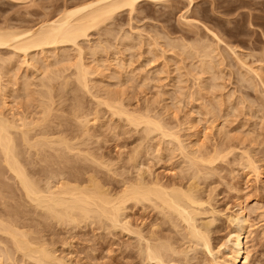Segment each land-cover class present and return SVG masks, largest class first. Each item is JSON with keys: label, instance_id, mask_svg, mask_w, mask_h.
Here are the masks:
<instances>
[{"label": "rangeland", "instance_id": "374dc122", "mask_svg": "<svg viewBox=\"0 0 264 264\" xmlns=\"http://www.w3.org/2000/svg\"><path fill=\"white\" fill-rule=\"evenodd\" d=\"M85 1L89 0H0V26L10 25L11 28H29L44 20L54 18L64 7H71ZM130 10L128 7L119 10L113 16L114 18L112 17V21L108 20L100 23L102 25L95 26L96 28L89 31L87 39H81L80 45L86 50L84 61L92 67L91 78L97 80L95 81L97 85L104 86L105 90L106 88L109 91L113 90L111 94L115 95L116 93L115 97L119 96L124 106L128 105L126 108L132 111L135 110V113L149 110L150 115L153 114L152 116L156 119L159 116V120L162 118L161 122L163 121L162 123L167 125L166 130L169 131L170 129L171 132L173 130L177 137L173 135L170 139L169 136H164V139L159 131L150 133V135L147 134L149 137H146V132L143 133L141 130L143 125L139 126L141 131L137 130L136 132L134 126L128 125L131 126L128 128L123 118L122 121L120 120L121 117L111 116L109 111L105 109L106 107L101 105L99 106V110L101 109L99 111L100 120L98 119L97 123L91 125L92 132L94 131L93 136L87 140L86 144L88 146L89 143L90 146L88 148L83 145L84 148L93 152L96 158L99 157L100 161H97L100 164L97 165L89 160L83 162L81 158L78 159L74 156L76 157H72L74 160L69 158L70 160L64 164L68 166L76 165L80 169L75 168V171H73L67 166L68 168L65 169L67 173H63L65 175L63 176L66 177L68 174L69 177H74L76 174V176L79 175L78 177L81 176L80 178H86L88 173L94 171L93 174L97 175L96 177L100 178L99 180L102 183L108 187L110 186V189L113 188V191H117L120 187L122 188L120 180L126 177L130 179L136 177L137 171L129 163V156L133 154L131 151L140 147V169L144 171L145 175L147 174V180L150 179L149 181H151L158 178L159 182L161 181L162 184L167 186L180 185L185 187L190 180L192 169L186 166L187 159L184 157L182 150L179 151L180 146L177 145L178 140L176 139L178 138L179 142L182 141L180 145H184L187 148H184V151L190 155L194 154L195 150L197 152L201 151L206 156L208 154L214 155L216 151L220 150L211 165L199 163V166H201L200 173L202 174H199L196 179L198 184L197 194L202 202V205L198 207V210L201 209V213L196 217L197 224L210 236L212 252L184 237L186 233L184 232L183 223L182 225L179 222L180 227H175L173 222L168 219L169 217L146 201L143 202L144 206L141 202L135 204L136 202L129 201L126 215L128 214L127 220L128 225H131L130 228L139 229L147 239L140 237L133 231L124 229L123 231L120 229L121 227L116 229L112 226L110 228L111 225L109 224L111 223L109 221H107L109 226L106 223L104 224L108 226V229L101 225L100 221L97 223L95 221L92 224V222L84 220L79 223V226L78 224L57 223L56 219L52 218L51 220V217L44 218V215L48 217L44 210L41 212L42 209L38 208V210L33 203L28 204L29 201L27 202V199L20 195L22 191L21 189L18 191L19 187L14 184V177L13 175L10 176L11 172L7 171V168H4L6 173H3L1 177L3 181H8L7 183L10 184L6 182L3 184L5 189L2 191L3 193L1 192V194H4L1 201L4 204L0 201V212L5 214H2V216L7 215L6 218L4 217L5 220L12 218L15 223L24 224L25 226L20 225L22 228L26 227L25 229L33 230L32 233H35L32 236H37L42 241L46 240L48 242L46 243L55 250L58 257L71 264H163L155 259H147L145 255L147 241L154 243V240L157 241L156 236L162 239L169 237V239L175 241L173 244L176 248L178 246L177 249L181 250L182 248V252H166L168 256H173L179 264H227L226 259L230 252L232 233L235 228V223L230 220V216L237 215L240 209L239 206L242 205L248 230L247 236L244 238L248 255L245 264H264V0H142L134 6L132 11ZM208 30L213 31L217 37L213 36ZM105 31H108V33ZM198 43L200 47L209 44V48L211 46L214 48V50L212 48L215 51V53L212 51L215 62H213V70L211 68L209 71H204L200 57L196 56V50L194 52L193 48H189L190 44L198 45ZM67 46H70L68 47L71 52L69 53L71 54L70 59L69 57L63 58L62 56L66 55L65 52L60 51L59 53L58 51L59 57L61 56L63 59L59 58L58 65L55 64L53 69L63 70L62 67L67 68L66 65H69L70 68H64L66 70H64V73L69 74L73 71L71 62L75 61L77 52L74 49L75 47L72 46V48L70 44H67ZM94 46L101 48L96 50L95 47V50H93ZM0 48V57L7 58L12 55L10 53L13 51L11 47L4 46ZM51 52L47 51L45 53L49 55L45 63L42 62L43 65L56 58V55L54 56ZM35 55L40 61L45 59L42 57V53H39L40 56ZM15 56L12 55L10 58L13 59ZM15 58L13 59V65H8L9 67L5 65L7 67L1 68L0 91L1 94L4 93V100L8 103L6 107L4 104L2 105L4 111H10L11 113L13 111L12 114H19L18 117H20L25 112L39 111L37 105L41 96L37 92L42 89L39 82L41 76L36 68L31 65L26 66L24 62L21 63V56ZM1 60L0 64L3 62ZM40 63H37V65ZM20 64H22L21 67ZM247 67L256 70H250ZM6 68H9V70ZM97 68L99 69L97 70ZM45 69L47 70V68ZM51 69L52 67L45 71V75L46 72H48V75L51 74L49 73ZM114 72L115 76H112ZM132 72L133 74H131ZM109 76L111 77L109 78ZM25 79H29L28 81L32 85L29 86L30 95L33 94L31 96L22 89V81ZM60 79H57V81L59 82ZM143 79H147V81ZM53 82L58 84L56 80ZM2 85H5L6 89ZM101 86L100 88H102ZM77 87L78 85L74 79H71L68 88H65V90H54L55 97L62 95L61 99L58 96L55 99L54 105L59 108L55 113L62 114V116L64 114V117L59 115V119L63 121H65L63 118L67 119L66 124L61 125L67 133H71L74 127V121L70 120V113L71 108L76 103V97L81 100L83 107L87 109L95 106L94 99L88 93H85L83 89L78 90ZM34 90H37L36 93ZM93 90H96V88L93 87ZM27 99L32 100L28 101ZM29 107L31 108L29 109ZM60 108L62 109L60 110ZM28 109L30 111H27ZM57 118L56 120H59ZM174 137L175 139H173ZM172 147H178V149L173 150ZM170 148L173 152L169 150ZM26 154L24 158L34 161L31 164L32 167L30 165L31 168L37 167L40 170L45 167L42 163L46 166L51 164L52 167L55 165V163L41 162L40 159H36L37 157H28L29 154ZM101 158H104L107 163L102 161ZM243 158L253 160L252 164H255V169L246 166ZM241 159L242 161H240ZM34 164L36 165L34 166ZM64 164L62 163L60 166L57 164V166H62L61 169H64L66 168ZM57 166H54V168ZM107 167L111 170L108 168V171ZM42 172L36 173L35 177L37 179L39 176L44 177V172ZM41 177H39L40 180ZM3 181L2 183H4ZM41 183L43 184L44 180H41ZM3 187H1L2 190ZM4 205L5 207L7 205L8 208H5ZM14 211H17L14 213L16 217L13 216ZM170 217H173V220L176 218L174 214ZM103 220L102 224L106 222V219ZM175 220V222L178 221V219ZM150 231H154L155 235L150 236L148 234ZM6 236L0 233V244L2 243L0 249H3L0 250V252L2 251L0 253V264H23V262L30 264L31 260L24 258L21 252L14 250L11 239ZM7 250L12 251L13 257L10 254L11 260L6 255H1Z\"/></svg>", "mask_w": 264, "mask_h": 264}, {"label": "bare ground", "instance_id": "6f19581e", "mask_svg": "<svg viewBox=\"0 0 264 264\" xmlns=\"http://www.w3.org/2000/svg\"><path fill=\"white\" fill-rule=\"evenodd\" d=\"M139 1H142V0H89V1H85L81 4L79 3V4L71 6V7H67V8L64 7V9H62L61 12L58 13L57 16H54V18L44 20V21L40 22L38 25L31 26L29 28L28 27L25 29H20L21 27H17V28L12 27L11 28V27H9L10 25H8V26L6 25V27L0 26V47H4V46H7L9 48L11 47L13 51H11L10 53H12L13 56L16 55L15 57L21 56V58H22V59L20 58L22 60V62L20 61L21 63L24 62V64H26V66L31 65L32 67L36 68V71H38L39 75L41 76V78H39L40 79L39 82L41 85L40 88H42L39 92H37L38 94H40L39 96H41L40 99L38 98L39 100L37 99L39 101V102L37 101L38 102L37 106L39 107V111L35 112L33 110L34 112L31 111V112H27V113L24 111L25 114L21 115L20 117H18L19 114L18 115L12 114V113H14L13 111H12V113L10 111H8V112L4 111V109L2 108V105L4 104V106L6 107V106H8V103L6 102V100H4V95H3L4 93L1 94V91H0V201L4 197V194H1V192L4 191L5 188L3 187L4 186L3 184H5V182H6V181H3L1 177H2L3 173H6V169L4 170V168H7V171L12 173V174L10 173V176L13 175V177H14L13 180H15L17 183L16 184L14 181V184L16 186L18 185V187H19V188L17 187L18 191L20 189L22 191V192H20V195H23L25 197V199H27V202L29 201L28 204L33 203L37 207V209L38 208L40 210L42 209L41 212L44 210L46 212V214L48 215V217L47 216L45 217V215H44L43 216L44 218H50L51 217V220H52V218H54V219H56L57 223L61 222V223H64L66 225H68V224H73V225L78 224L79 225V223L84 221V220H86V222L87 221H89L90 223L92 222V224H93V222L95 223V221H96V223L98 221H100L101 225H104L105 223H106V225H108L107 223L110 222L111 223V224H109V225H111L110 228L112 226L115 227L116 229H117V227H121L120 228L121 230L124 229V230L131 231V232L133 231L135 234L137 233L140 237L147 239L145 236H143V234L141 233V231L139 229L130 228L131 225H128V220H127L128 214L126 215V209H127V207H129L127 205V203L129 201H134V202H136L135 204H137V202H141V204L143 206H144L143 202L146 201V202H150V204L153 205L155 207V209L157 208L159 211H162L165 216L169 217L168 219H170L171 222H173V225L175 227H180L179 222H181V224L183 223L184 225L183 224L182 225H183V228L185 230L184 232L186 233L184 235V237H187L188 240H190L194 243H197L198 246H201V247L203 246L204 248H206V250H208L209 252H212L211 243H210V239H209L210 236L207 234V232L205 230L199 228V226L197 224L196 217L198 214L201 213L200 212L201 209L198 210V207L202 205V202L200 201V198L197 194L198 184H197L196 179L199 176V174H202V173H200L201 166H199V163H205V164L211 165L215 161V159L217 157L216 154H218V152L220 150L219 151L215 150L216 154H214V155L208 154V156L202 154L201 151L197 152V150H195V153L190 155L188 152L184 151V148H185L184 145H182V144L180 145V142L182 143V141L179 142V139L178 138L176 139V140H178V143L176 142L177 145L180 146L179 151L181 152V150H182L184 157L187 159V162H186L187 165L186 166H189V168L192 169V172L190 174V180L188 182V179H187L188 183L186 184L185 187H182L180 185H169V186H167L165 184H162L163 182H161V181L159 182L158 178H157L158 180L155 178L152 179L151 181H149L150 179L147 180V178H146L147 174L145 175L144 171H142L140 169V167H141L140 162H139V158H140L139 157V154H140L139 148L140 147H138V149H134L133 151H131V152H133V154L129 156L130 162L128 161L129 163L132 164V168L136 169V171H137V174L135 173L136 177H134L132 179L126 177V178H123L122 180H120L122 182V188L120 187V189L117 191H113L112 190L113 188L110 189L109 188L110 186L108 187L104 183H102V181L99 180L100 178H97L96 177L97 175H94L93 174L94 171L92 172L91 170H90L91 173H88L86 175L87 176L86 178H80L81 176L78 177L79 175L76 176V174L74 177H69L68 174L66 177H64L65 176L64 174L67 173V171L65 172V169H67L68 167L70 169H72L73 171H75L74 170L75 168H77L78 170L80 169L79 166H76V165L68 166L67 164H64L65 162L67 163L68 160H70L69 158H72L74 156L78 157V159L81 158L83 160V162L85 160H89L92 163L95 162L97 165H98V163L100 164V162L97 161V160H99V157L96 158V156L93 154V152H91L87 148H84L83 145L86 146L87 140L93 136L94 131L92 132L91 125L97 123V120L101 117L99 115V111L101 110V109L99 110V106H101V105L102 106L104 105L106 107L105 109H107V111H109L111 116L116 115V117H121L120 120H122V118H123L124 123H126L127 126L128 125L134 126L136 128L135 129L136 132H137V130H139V126L143 125L141 127V130L143 131V133L146 132L145 133L146 137L148 135H150V133L152 134V133L157 132V131H159V133L162 135V137L169 136L170 139H171V136L173 137V135L175 136V134H176V133H173V130H172V132L170 131V129H169L170 132L168 130H166L167 125L162 123L163 121L161 122L162 118H161V120H159L160 118L158 116L156 119L154 116H152L153 114L150 115L151 113H149V110L147 112L145 111V112L135 113L136 112L135 110H134L135 111L134 112L131 109L126 108L128 105L124 106V104L122 103V100H121V98H119V96L115 97L116 93H115V95L111 94V91H113V90L109 91V89L106 88V90H108V91H106L104 89V86L102 87L100 85L103 88V91H102V88H100V86L96 84L97 82L95 83V81H97V80L91 78L92 73H93L92 67L89 66L84 61L86 58L84 56L86 50H84L80 45L81 39H87V37L89 36V31L92 28H96L95 26L98 27L99 25H102L100 23L106 22L108 20L110 21L112 19V17L119 10L128 7L131 9L130 11H132L134 9V6ZM105 32L108 33V31H105ZM208 32H210L213 36L217 37L213 31L208 30ZM111 34H113V32H111ZM125 36H127V35H125ZM124 40H125V38H124ZM217 40H218V38H217ZM186 42H184V43H186ZM193 43H194V41H193ZM67 44H70L71 47L72 46L75 47L74 49H76V52H77V54L75 55L76 56L75 61L73 60L74 62H71L72 66H73V69H72L73 71H71V73H69V74L64 73L66 71L65 69L70 68V67H68L69 65L68 66L66 65L67 63L65 64L67 68H65V66H64L65 69L62 67L63 70H54L53 69L55 64L58 65V62L60 61V59L62 57L67 58L71 55V54H69L71 52L68 49V47H70V46H67ZM167 44H168V42H167ZM182 45H184V44H182ZM198 45H199V43H198ZM198 45H196V44L191 45L190 44L189 48H191V49L193 48L194 52L196 50V53H197L196 56L200 57L201 61L200 60L199 61L201 62V65H202V68L204 71H209L211 68L213 70V62H214L213 52L215 53V51H213L214 48L212 46L209 48V46H210L209 44H207V46L206 45L204 46L201 44L202 45L201 47H200V45L198 47ZM184 46H186V45H184ZM89 47L90 46L88 45V48ZM95 47H96V50L101 48V47L97 48L98 46H94L93 50H95ZM174 47H175V45H174ZM212 48H213V50H212ZM186 49H187V47H186ZM90 50H91V47H90ZM47 51H50V52L52 51L51 53H53L54 56L56 55V58L53 61L51 60L50 62H46L47 64L43 65V63H45V60L48 58V55H49V54L48 55L45 54ZM58 51H59V53H60V51L65 52L66 55L59 57ZM39 53L40 54L42 53V57L45 58L44 60L40 61L39 58L35 57L36 56L35 54L39 55ZM1 55H4V54H1ZM5 55H7V54H5ZM12 55H10V57H12ZM95 56H96V54H95ZM2 57H0V59L3 60V62H1V63L4 65L0 64V76L2 75L1 68L2 67L5 68L8 65L10 66L11 64L13 65V62H14L13 59L15 58L14 57L12 59L10 57H7V58L6 57L4 58V56H2ZM216 57H214V58H216ZM29 58H30V60H29ZM69 59H70V57H69ZM69 59H68V61L70 62ZM17 60H16V62H17ZM36 62L37 63L41 62L40 64H38V65H40V67H38ZM102 62H103V60H102ZM95 64H97V63H95ZM5 65H7V66H5ZM21 65L22 64H20V67H21ZM41 65H42V67H41ZM45 65H46V67H44ZM57 65H56V68L58 67ZM115 65H117V64H115ZM97 66H98V64H97ZM51 67H52V69L49 72L51 74L48 75V72H46L47 74L45 75V71H48ZM198 67H199V65H198ZM215 67H216V65H215ZM45 68H47V70ZM247 68L250 70H254V71L256 70V69H253L251 67H247ZM98 69L99 68H97V70ZM188 69H187V72H188ZM7 70H9V68ZM36 71H35V73H36ZM25 72H27V71H25ZM115 72L113 73V75L112 74L111 75L115 76L114 75ZM146 72H148V71H146ZM119 73H121V71H119ZM258 73H256V74H258ZM131 74H133V72ZM107 75H109V74H107ZM19 76H22V75H19ZM144 76H143V78H145ZM24 77H26V76L24 75ZM110 77L111 76H109V78ZM116 77H117V75H116ZM260 77H262V76H260ZM56 78L57 79L61 78L60 79L61 81L59 80V82H58ZM123 78H124V76H123ZM148 78H150V77H148ZM18 79H19V77H18ZM22 79H23V77H22ZM71 79H74L75 83L78 85V87H77L78 90L83 89V91L85 93H88L94 99L95 106H93V108H91V109L90 108L87 109L86 107H83L81 100L76 97V103L71 108V113H70L71 118L69 117L70 120L72 119L74 121V127H73L71 133H67L66 130L62 129V126H61V125L66 124L67 119L63 118V119H65V121L61 120V119H59V115L62 116V114H56L55 113L56 110L57 111L59 110V108L54 105V103L56 101L55 99L58 96L57 95L55 97V94H54L55 91L54 90H56V89H64L65 90V88H68V85L70 84ZM128 79H130V78H128ZM1 80H2V78H1ZM28 80L25 79V80H23L24 82L21 80L22 84H23L22 89H24V91H26L27 94L30 95L29 86H32V85H30V82ZM54 80H56V83L58 82V84H55L53 82ZM145 80L147 81V79H145ZM143 84H145V83H143ZM37 85H39V84H37ZM2 86H3V88H5L4 87L5 85H2ZM93 87L96 88V90H93ZM19 89H21V88H19ZM104 90H105V92H104ZM36 91H35V93H36ZM118 91H120V90H118ZM2 92H4V91H2ZM76 93H77V91H76ZM120 93L122 94V92H120ZM31 95H33V94H31ZM32 97H36V96H32ZM59 98L61 99L62 95H60ZM29 100H32V99H29ZM61 105H62V103H61ZM30 108L31 107H29V109ZM147 108H148V106H147ZM29 109L27 111H30ZM61 109L62 108H60V110ZM16 115H17V117H15ZM62 117H64V114ZM62 117H60V118H62ZM56 118L59 120H56ZM126 124H124V125H126ZM70 125L72 126L71 123H70ZM60 126H61V128H60ZM131 126H128V128ZM168 126H169V124H168ZM65 127H67V126H65ZM112 128H114V127H112ZM171 129H174V128H171ZM141 130H139V131H141ZM70 131H71V129H70ZM165 137H164V139H165ZM175 137H177V136H175ZM175 137L173 139H175ZM158 140H160V139H158ZM161 140H163V139L161 138ZM139 142H141V141H139ZM142 143H143V141H142ZM150 144H151V142H150ZM152 144H153V142H152ZM138 145H140V144H138ZM88 146H90L89 143H88ZM88 146H86V147H88ZM153 146H154V144H153ZM150 148H152V147H150ZM175 148L176 147H172L173 150ZM100 149H101V147H100ZM172 149L170 148L169 150L171 152H173ZM176 149H178V147ZM185 149H187V148H185ZM167 150L168 149L166 148V151ZM228 152H229V150H228ZM26 153L29 154L28 157L35 156V157H37L36 159H40L41 162L42 161L45 163L47 162V164L48 163H53V164L55 163V165L52 164L53 165V167H52L51 164L50 165L48 164L46 166L45 164L42 163V165H44L45 167L40 169V170L37 167L31 168L32 167L31 164H33L34 161H30L27 158H24V157H26L25 156ZM23 154H24V156H23ZM224 155L227 156V154H224ZM35 157H34V159H35ZM76 157H74V158H76ZM248 158H245V159L243 158L244 159L243 162L246 164V166H248L252 169L255 167V164L253 163L254 164V166H253V164H252L253 160L248 159ZM29 159H31V158H29ZM101 159H103L102 161H104V158H101ZM102 161H101V163H102ZM240 161H242V159ZM36 162L39 163V161H36ZM80 162H82V161H80ZM104 162H106V161H104ZM104 162H103V164H104ZM56 163L59 166H60V164L63 163L66 168L63 167L64 169H61L62 166L59 167V166H57ZM30 165H31V167H30ZM35 165L36 164H34V166ZM54 166H57V167L54 168ZM106 166H108V165L106 164ZM85 167H87V166H85ZM109 167H111V166H109ZM109 167H107V170ZM111 168H109V170H111ZM63 170H64V172H63ZM78 170H76V171H78ZM124 170H127V169H124ZM189 170H188V172H190ZM40 172H42L43 175H45L44 177H41L38 175L39 177H41V180H44L43 184L41 183V180L39 179V177H38V179L35 177V174L40 173ZM257 172H259V171H257ZM75 173H77V172H75ZM78 173H80V172H78ZM114 173H113V175H114ZM82 175H83V173H82ZM4 176H5V180H6V178H7L6 174ZM7 176H9V175H7ZM8 178H10V177H8ZM10 179H12V178H10ZM10 179H8V180H10ZM2 181L4 183H2ZM11 183H13V182H11ZM7 184H9V183H7ZM1 187H3V190L1 189ZM6 188H7V186H6ZM114 190H115V187H114ZM7 194H9V193L7 192ZM16 194H18V193H16ZM10 198H12V197H10ZM10 200H9V202H10ZM1 203H2V201H1ZM24 203H26V202H24ZM2 204H4V202ZM7 205H6V207H7ZM25 206H27V205H25ZM4 207H5V205H4ZM239 207H240V209L238 211V214L235 216H230V220L235 223V228H234V231L232 233L230 252L228 253L229 255L226 259L227 264H245L247 262V259H248L247 251L245 249V241H244V238L247 236V232H248V230H247V219H246V215L244 213V207L242 205H240ZM13 208H16V207H13ZM16 212L17 211H14L13 214ZM2 214H5V213L0 214L1 217H3V218L0 217V233L7 235L11 239L12 244L14 246V250L21 252L22 253L21 255L24 258L31 260L30 264H71V263L66 262L64 259L58 257L55 253V250L47 244L48 242L46 240L42 241V240H39L40 238L38 239L37 236H32V234L35 233V232L32 233L33 230L32 231L29 230L28 227H27L28 229H25L26 227L22 228L21 226L24 224L20 223V225L22 224L20 226L19 222H17L18 224L15 223L12 220V218H10L11 220L9 218H8L9 220H5L4 217L6 218L7 215L2 216ZM172 214H174L176 216L175 219H178L177 222H175L176 221L175 219L174 220L172 219L173 217L172 218L170 217ZM9 216H11V215H9ZM13 216H15V214ZM103 219H106L105 220L106 222H104L102 224V222L104 221ZM15 221H17V220H15ZM107 221H109V222H107ZM89 222H88V224H89ZM108 226H105V227L108 228ZM41 233H42V231H41ZM148 234H150V236H153V235H155V232L150 231ZM1 238H3V237H1ZM42 238H43V236H42ZM156 238H157V241L154 240V243L147 241V244L145 246L146 258L152 259V260L155 259L156 261L163 263V264H179L175 260V258H173V256L172 257L168 256L166 252L172 251V252L178 253V252L183 251L182 248H181L182 251L180 249H177L178 246L176 248V246H174V244H173V242H175V241L174 240L172 241L171 239H169V237L162 239V238H159V236H156ZM10 249H12V248H10ZM0 250H3V249H0ZM9 250L5 251L1 255H6L7 258H10L11 257L10 254L12 255V251L9 252ZM165 255H167V256H165ZM3 257H5V256H3ZM12 257H13V255H12ZM4 259H6V258H4ZM10 260H11V258H10ZM26 262H27V260H26ZM11 263H12V261H11ZM23 264H25V263L23 262ZM27 264H29V263H27Z\"/></svg>", "mask_w": 264, "mask_h": 264}]
</instances>
